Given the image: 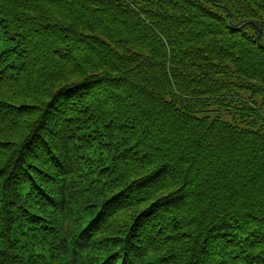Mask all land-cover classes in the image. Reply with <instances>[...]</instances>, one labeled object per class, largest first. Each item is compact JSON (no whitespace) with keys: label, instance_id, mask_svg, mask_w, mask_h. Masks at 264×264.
Listing matches in <instances>:
<instances>
[{"label":"trees","instance_id":"obj_1","mask_svg":"<svg viewBox=\"0 0 264 264\" xmlns=\"http://www.w3.org/2000/svg\"><path fill=\"white\" fill-rule=\"evenodd\" d=\"M0 264H264V0H0Z\"/></svg>","mask_w":264,"mask_h":264}]
</instances>
